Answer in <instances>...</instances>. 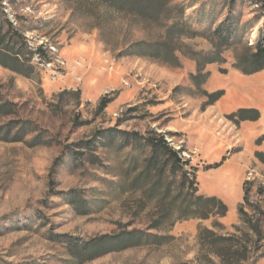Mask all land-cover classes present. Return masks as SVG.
<instances>
[{"label":"rangeland","instance_id":"374dc122","mask_svg":"<svg viewBox=\"0 0 264 264\" xmlns=\"http://www.w3.org/2000/svg\"><path fill=\"white\" fill-rule=\"evenodd\" d=\"M163 1L160 20L174 13L200 31L231 16L238 28L222 49L225 61L193 77L199 69L190 49H214L203 36L178 40L176 65L138 55L127 46L162 36L164 22L105 0H0V14L32 49L42 46L51 57H35L30 77L0 64V97L13 109L0 115V126L36 129L22 141L0 138V264H264V192L258 190L264 163L256 156L264 141V70L244 74L235 67L264 32V12L257 0ZM221 89L224 95L208 105L207 93ZM105 95L114 100L101 110ZM241 108L258 109L261 117L237 123L230 115ZM152 129L171 147H184L191 161L185 168H198L197 194L221 198L226 216L184 217V195L174 205L162 199L180 171L157 187L156 174L133 186L147 153L126 146L120 131ZM36 135L43 144L32 146ZM248 175L254 207L244 203L246 216L239 207ZM72 190L82 196L75 204ZM177 191L175 185L171 195ZM198 209L204 213V203ZM130 230L155 235L156 242L123 249L110 242L109 252L89 261L69 244Z\"/></svg>","mask_w":264,"mask_h":264},{"label":"trees","instance_id":"16d2710c","mask_svg":"<svg viewBox=\"0 0 264 264\" xmlns=\"http://www.w3.org/2000/svg\"><path fill=\"white\" fill-rule=\"evenodd\" d=\"M110 7L117 10H125L130 12L134 16H140L146 21H159L160 9L165 6L163 0H105ZM169 0L166 1V3ZM258 6L262 12H264V0H257ZM231 16L227 17L224 21L213 29L212 31H200L189 25L188 22L183 21L180 17H176L173 13H167L163 20L165 33L162 36H158L152 39H141L133 41L127 46L128 49L133 50L138 55L152 57L164 63L170 65L178 64V56L176 51L181 49L178 40L184 38H194L197 36L210 37L211 42L214 45V49L211 51H197L193 47L189 51V55L194 57L198 61V73L193 77H198L204 73V69L207 64L210 63H222L225 58L222 55V49L232 44V40L235 37L237 25L230 21ZM125 48L124 50H127ZM39 57L41 62H51V57L48 54V50L38 46L32 49L28 43L26 37L22 32L13 25V23L6 17L3 11L0 14V64L6 68L11 69L14 72L25 75L27 77L32 76L36 71V64L34 58ZM235 67L242 71L244 74H254L256 72L264 70V32L261 33L255 44L247 45L245 52L237 58ZM209 75V72L204 75L205 78ZM225 91L224 89L217 90L212 93H207L210 97L208 105L214 104L219 100ZM114 100L113 97L105 95L99 104V109L103 110L107 105ZM11 103L7 100H3L0 97V115L12 112ZM230 117L235 122L243 120H258L261 117V112L255 108H241L233 112ZM27 128V130H26ZM16 130V131H15ZM36 129L26 124L16 126H0V138L3 140L22 141L30 133L35 132ZM14 132V133H13ZM122 134V140L126 143V146H130L133 151L141 150L147 153L144 160V167L139 171L138 175L133 180V186H137L140 179L148 177L149 175L156 174L158 178L154 181L155 187L161 182L164 176L168 173H175L180 171V179L174 184L169 181L161 192V198L168 200L170 205H174L180 196L184 195L183 202H186L184 217H200L209 218L212 215L226 216L229 208L227 204L217 196H206L204 194H197L199 191L196 185L197 181V167H192L193 171L186 169L191 164L190 159H187L182 153L185 151L181 146L179 149H175L170 146V143L165 137L164 133H159L156 130H149L147 134H141L138 131H120ZM172 135L176 132H170ZM260 142V141H259ZM29 143L32 146L43 144L41 135L33 137ZM256 156L261 162L264 163V152L257 151ZM136 160V159H135ZM221 163L211 165L210 168L218 167ZM139 169L138 166L135 167ZM250 184L251 186H248ZM161 185V184H160ZM178 185V191L175 195L172 194L174 186ZM252 189V182H244V200L239 207V213L241 215L248 216L245 212L244 203L254 207L250 201V193ZM160 190V186H159ZM259 193L264 192V188H258ZM70 198V202L75 204V198L82 200V196L74 190L67 192ZM204 203L206 209L204 213L199 212V206ZM185 203H181L179 206H183ZM260 210V209H259ZM248 223L255 228V224L252 219H247ZM217 226H222L220 222L216 223ZM203 232L214 234L210 229H203ZM151 237L155 238V235L150 233H143L138 230H130L120 235L110 236L104 235L102 237H95L88 241H69L71 247L78 249V252L84 256L86 261L93 260L100 257L110 251L108 243L115 242L121 244L120 248H128L132 246H139L151 241Z\"/></svg>","mask_w":264,"mask_h":264},{"label":"crops","instance_id":"0c3cea01","mask_svg":"<svg viewBox=\"0 0 264 264\" xmlns=\"http://www.w3.org/2000/svg\"><path fill=\"white\" fill-rule=\"evenodd\" d=\"M263 116H264V111H262L261 119L263 118ZM244 122H248V120H243L242 123H244ZM262 129H264V128H262ZM262 143H263V147H262L263 149L262 150L264 151V141ZM256 151H261V150L259 149V150H256ZM244 194H245V192H244V186H243V200H244Z\"/></svg>","mask_w":264,"mask_h":264},{"label":"built area","instance_id":"2783aa9c","mask_svg":"<svg viewBox=\"0 0 264 264\" xmlns=\"http://www.w3.org/2000/svg\"><path fill=\"white\" fill-rule=\"evenodd\" d=\"M248 176H249V175H248ZM250 178H251V177L249 176V177H248V181L250 180Z\"/></svg>","mask_w":264,"mask_h":264},{"label":"bare ground","instance_id":"6f19581e","mask_svg":"<svg viewBox=\"0 0 264 264\" xmlns=\"http://www.w3.org/2000/svg\"><path fill=\"white\" fill-rule=\"evenodd\" d=\"M250 174H252V173H250Z\"/></svg>","mask_w":264,"mask_h":264}]
</instances>
